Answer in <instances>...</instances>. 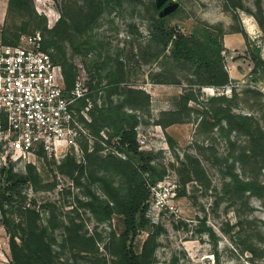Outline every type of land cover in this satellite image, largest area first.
<instances>
[{
    "label": "rangeland",
    "instance_id": "1",
    "mask_svg": "<svg viewBox=\"0 0 264 264\" xmlns=\"http://www.w3.org/2000/svg\"><path fill=\"white\" fill-rule=\"evenodd\" d=\"M33 2L38 12L47 17L48 27L53 26L61 15L57 1ZM152 2L158 8V0H134L124 7L107 1L90 31L92 49L85 50L87 44L81 45L85 40L81 37L77 38L78 52L64 42L67 57L75 66L76 79L80 64L86 70L83 81L91 90L92 105L95 99L100 105L105 103L104 89L110 84L107 74L120 64L125 71V80L118 83L120 90L132 86L151 94L150 106L139 112L137 134L147 138V145L140 150L148 153L159 170L165 172L157 182V192L150 193L144 212L146 223L134 237V249L141 251L145 240L152 237L154 264H264V189L258 194L248 192L243 199L225 196L222 174L215 161V155L226 156L232 149L237 155L242 154L248 137L231 131L232 145L218 128L208 131L200 125L202 111L205 106L211 107L212 96L236 95L231 102L233 111L253 115L264 130V72H254L245 36L236 31L243 27L252 48H259L264 58V27L255 16L264 21V0H170L169 6L179 12L167 19L168 27L176 26L190 35L198 26H222L225 35H242L244 42L233 38L231 48L227 47L224 35L222 56L230 75L228 83L234 84L231 91L227 90L228 83H197V75L188 66H180L168 56L171 45L155 57L159 43L154 39V22L167 11L165 8L156 13ZM3 25L20 36L39 32L49 38L47 32L35 27L27 13L18 9H7V17L0 26ZM23 26L26 30L21 29ZM50 51L59 55L54 47ZM190 91L200 102H189L194 108L191 120L166 127L157 123L172 120L174 110L179 111L178 118L185 119L188 115L180 112V101L182 94ZM113 98L118 100L121 96L116 94ZM88 114L92 118L89 111ZM89 132L79 140L80 152L70 149L66 155L56 157L40 151L32 161L22 159L0 167L1 170L12 165L14 172L30 176L27 183L10 192L12 204L7 206V214L17 220L31 215L36 218L35 238L31 240L34 246L45 242L43 249L51 245L50 257L47 254L49 264H124L120 239L124 216L113 213L101 218V213L93 209L100 211L97 196L107 198L105 189L122 183L102 159L109 154L126 157V153L118 147V136L109 141L106 128L97 135L89 126ZM97 145L100 149L95 151L92 163L87 153L96 150ZM187 153L201 159L209 186L189 173L183 164ZM236 166L243 177L256 176L264 184V167L252 161H237ZM99 176L105 181L97 180ZM183 189L185 194L180 193ZM7 240L0 227V264H11Z\"/></svg>",
    "mask_w": 264,
    "mask_h": 264
},
{
    "label": "trees",
    "instance_id": "2",
    "mask_svg": "<svg viewBox=\"0 0 264 264\" xmlns=\"http://www.w3.org/2000/svg\"><path fill=\"white\" fill-rule=\"evenodd\" d=\"M56 1L61 15L51 27H48L47 17L38 12L33 0H8L7 9L8 11L18 9L20 12L27 13L34 20L35 27L41 28L49 34V38L44 35L43 47L49 52H51V47L58 50L59 55H54L53 52L51 54L57 62L61 63L65 85L70 90L74 86L76 72L75 66L67 57V48L64 42L69 43L74 52H78L80 46L77 45V38L81 37L85 39L81 45L87 44L85 50L92 49L94 40L90 31L102 15L105 3L113 1L116 5L124 7L125 3L133 4L134 0ZM169 4L170 0H167L157 8L156 2H152L156 13L167 8ZM178 12L179 9L174 8L170 12H166L163 17L155 19L154 26L157 31L154 33V39L159 43L158 51L154 54L155 57L157 58L171 45L168 56L178 65L188 66L190 71L197 75V83L215 86L228 83L230 75L225 69L222 56L226 30L222 26H198L189 35L180 31L176 26L168 27L166 24L167 19L175 17ZM255 16L259 18L261 26L264 27V21L261 17L256 14ZM21 29L26 30L25 26ZM236 31H241L245 36L250 56L254 62V72L259 69L264 72V58L260 49L252 48L248 34L243 27L239 26ZM3 34L7 42L18 43L20 39L19 33L10 32L4 25ZM107 75L110 84L104 89L106 91L105 103L100 105L96 99L94 100L89 110L92 121L88 123V126L97 135L100 134L102 129L106 128L110 134L109 141L118 136V147L126 153V157L109 154L107 158L102 159L107 162L111 172L120 177L122 183L119 187L111 190L105 189L107 198L97 196L96 198L100 202L98 204L100 211L95 208L93 211L97 214L101 213V218H108L113 213L124 216V231L120 235L124 264H154L151 250L152 237L145 240L143 248L139 252L134 249L133 245L134 237L146 223L144 212L148 206L147 201L150 198L151 185L161 180L165 172V170H159L148 153L140 150L137 140V126L141 122L139 112L150 106L151 94L144 88L132 86L120 90L118 83L125 80V71L121 64L117 70H110ZM116 94H119L121 98L115 100L113 96ZM235 96H212L210 99L211 107L205 106V108L203 106L200 125L208 131L218 128L221 133L228 137L230 143H232L230 139L231 131H237L248 137V146L242 154L237 155L235 149H232L226 156L215 155V161L219 164L223 178V194L225 196L229 195L231 199H243L248 192L249 194H258L264 189V184L256 176L243 177L237 171L236 166L237 161L243 163L252 161L255 165H260V168L264 167V130L253 115L233 111L231 102ZM191 100L199 102L194 92L190 91L182 94L180 112L187 113L188 116L185 119L178 118L179 111L174 110L171 112L174 115L172 120H161L157 123L166 127L175 122L191 120L190 112L194 110L189 105ZM86 104V100L82 99L79 108L84 107ZM99 149L100 147L97 145L96 150L94 148L87 153L92 163L96 158L95 151H99ZM70 160L73 161L75 166L77 165L73 159L70 158ZM183 164L187 166L194 179L207 186L210 185L209 177L198 156L187 153ZM5 172H7L6 176L4 175ZM93 178H95L94 174ZM29 179V175L14 172L12 165L1 168L0 227L5 230V237L8 239L11 264H49L47 254L50 257L51 245L47 244L48 248L43 249L42 246L45 242H38L36 243L37 246H34L31 240V238L33 240L35 238L36 218L31 215L30 218L23 217L17 220L7 214V206L12 204L10 192L17 189L19 185L27 183ZM97 180L105 181L100 176L97 177ZM6 182L9 184H6ZM180 193L185 194V189L181 190Z\"/></svg>",
    "mask_w": 264,
    "mask_h": 264
},
{
    "label": "built area",
    "instance_id": "3",
    "mask_svg": "<svg viewBox=\"0 0 264 264\" xmlns=\"http://www.w3.org/2000/svg\"><path fill=\"white\" fill-rule=\"evenodd\" d=\"M43 42L39 32L7 42L0 26V167L32 161L40 151L56 157L70 149L80 152V138L90 133L91 90L84 86L83 64L74 86L67 89L61 63ZM226 86L231 91L234 84ZM82 99L87 104L79 108ZM137 140L140 148L147 145L140 133ZM157 186L151 185V195Z\"/></svg>",
    "mask_w": 264,
    "mask_h": 264
},
{
    "label": "crops",
    "instance_id": "4",
    "mask_svg": "<svg viewBox=\"0 0 264 264\" xmlns=\"http://www.w3.org/2000/svg\"><path fill=\"white\" fill-rule=\"evenodd\" d=\"M7 7H8V0H0V24H3L4 21H5V18H6V15H7ZM235 34L236 35H234V36L228 35V34L225 35L226 36L225 41H226L227 47L231 48V46L233 44V42H232L233 38L244 42V39L241 40L242 39V35L241 34H238V33H235ZM234 73L235 74L237 73L236 69H235ZM232 76H233V74H232ZM151 101H152V98H151Z\"/></svg>",
    "mask_w": 264,
    "mask_h": 264
},
{
    "label": "water",
    "instance_id": "5",
    "mask_svg": "<svg viewBox=\"0 0 264 264\" xmlns=\"http://www.w3.org/2000/svg\"><path fill=\"white\" fill-rule=\"evenodd\" d=\"M167 0H158V7H160L162 4H164L165 2H166ZM174 9V7H172V6H168L167 8H166V11L167 12H170L171 10H173Z\"/></svg>",
    "mask_w": 264,
    "mask_h": 264
}]
</instances>
